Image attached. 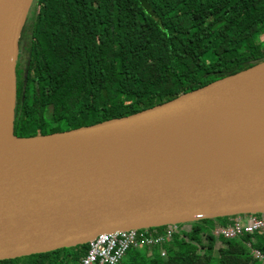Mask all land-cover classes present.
I'll use <instances>...</instances> for the list:
<instances>
[{"label": "water", "instance_id": "water-1", "mask_svg": "<svg viewBox=\"0 0 264 264\" xmlns=\"http://www.w3.org/2000/svg\"><path fill=\"white\" fill-rule=\"evenodd\" d=\"M34 1L0 0V135L9 118L11 137L33 142L0 156V261L101 234L264 214V151L216 162L149 152L180 144L196 154L164 128L243 126L264 109V61L129 116L14 136L19 44Z\"/></svg>", "mask_w": 264, "mask_h": 264}, {"label": "trees", "instance_id": "trees-1", "mask_svg": "<svg viewBox=\"0 0 264 264\" xmlns=\"http://www.w3.org/2000/svg\"><path fill=\"white\" fill-rule=\"evenodd\" d=\"M263 61L264 0H35L16 66L14 125L22 135L14 125L13 135L129 116ZM211 221L176 236L165 258L132 249L121 264H261L251 249L264 264V232L218 241ZM86 251L83 245L0 264H79Z\"/></svg>", "mask_w": 264, "mask_h": 264}, {"label": "bare ground", "instance_id": "bare-ground-1", "mask_svg": "<svg viewBox=\"0 0 264 264\" xmlns=\"http://www.w3.org/2000/svg\"><path fill=\"white\" fill-rule=\"evenodd\" d=\"M260 110L254 113L247 122H242L243 126L240 124L239 127L238 125L237 127H232L231 131H226L216 126L209 128L205 124L198 125L187 131L176 127H160L164 128L161 129L162 134H168L171 137V142L188 139L186 144L194 146L196 154H193L192 148H186L180 144L178 146L169 145L163 149L149 148V152L152 155H178L196 161L216 162L245 157L249 151L253 152L258 149L264 151V109ZM251 119L257 125H252ZM29 143L33 142L16 140L11 137L8 118V122L0 135V156L13 155L20 147Z\"/></svg>", "mask_w": 264, "mask_h": 264}, {"label": "built area", "instance_id": "built-area-1", "mask_svg": "<svg viewBox=\"0 0 264 264\" xmlns=\"http://www.w3.org/2000/svg\"><path fill=\"white\" fill-rule=\"evenodd\" d=\"M165 231L154 229L121 231L101 234L89 241L86 254L79 264H121L129 250H147L149 254L166 257L165 245L172 243L176 236L189 233V224L164 226ZM264 232V214L241 215L229 218L222 227H215L212 235L219 241L232 240L244 234L252 235ZM250 247V245H248ZM154 249L157 252L154 253ZM251 254L263 264V256L251 249Z\"/></svg>", "mask_w": 264, "mask_h": 264}, {"label": "rangeland", "instance_id": "rangeland-1", "mask_svg": "<svg viewBox=\"0 0 264 264\" xmlns=\"http://www.w3.org/2000/svg\"><path fill=\"white\" fill-rule=\"evenodd\" d=\"M119 45H120L121 47L124 45V39H123L122 36H119ZM16 81H17V79H16ZM74 118H75L74 116L67 115V120L69 121V123L72 122V120H73ZM244 120H245V119H241V122H243ZM240 124H241V123H240ZM218 127H220V128L223 129V130H226V131H231V129H232V125H231V124H221V125L218 124ZM14 130H15V132H16L17 134L22 135V132H21V130H20V126H19L18 123L14 125ZM24 138H26V137H24ZM223 222H224L223 219H218V220H213V221H211V223H209L211 226L208 227L210 233H211V234L213 233V230L215 229V227H222V224H220V223H223ZM189 225H190V227L192 228V225H193V224H189ZM155 229H156V230H160L161 232H164V231H165V227H160V228H155ZM218 241H219V240H218ZM155 252H157L156 249H154V253H155Z\"/></svg>", "mask_w": 264, "mask_h": 264}, {"label": "flooded vegetation", "instance_id": "flooded-vegetation-1", "mask_svg": "<svg viewBox=\"0 0 264 264\" xmlns=\"http://www.w3.org/2000/svg\"><path fill=\"white\" fill-rule=\"evenodd\" d=\"M17 79V78H16ZM16 87H17V81H16Z\"/></svg>", "mask_w": 264, "mask_h": 264}]
</instances>
